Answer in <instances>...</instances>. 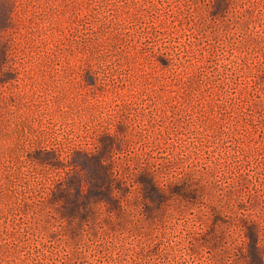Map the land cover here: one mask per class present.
<instances>
[{"label": "rangeland", "instance_id": "rangeland-1", "mask_svg": "<svg viewBox=\"0 0 264 264\" xmlns=\"http://www.w3.org/2000/svg\"><path fill=\"white\" fill-rule=\"evenodd\" d=\"M0 264H264V0H0Z\"/></svg>", "mask_w": 264, "mask_h": 264}]
</instances>
